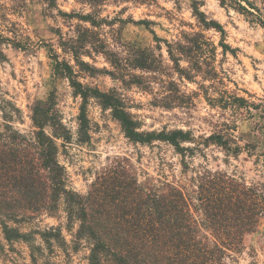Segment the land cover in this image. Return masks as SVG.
<instances>
[{
	"label": "rangeland",
	"instance_id": "1",
	"mask_svg": "<svg viewBox=\"0 0 264 264\" xmlns=\"http://www.w3.org/2000/svg\"><path fill=\"white\" fill-rule=\"evenodd\" d=\"M247 1L255 9L248 10L264 21V0ZM225 4L218 0H0V108L13 117L6 123L0 111V155L10 148L7 136L13 131L30 136L36 130L32 110L52 96V110L70 135L68 142L56 140L57 160L66 171L68 186L81 195L117 164L140 183L182 189L194 208L197 181L206 173L264 190V28ZM202 21L220 25L233 54L222 52L221 34L205 28ZM199 36L215 48L210 61L217 81L203 79L195 71L199 59L195 53L175 54L189 80L178 75L168 56L167 45L191 47ZM63 43L81 47L76 60ZM48 49L70 66L73 79L83 88L115 93L141 132H188L194 142L183 146L195 151L182 157L163 142H131L110 111L94 98L86 101L88 138H81L78 116L83 100L68 78L53 75ZM132 51L154 56L156 69L128 68L123 80L113 77L118 71L107 54L124 59ZM175 96L183 99L173 102ZM221 99L231 104L223 108L217 102ZM213 134L229 139V148L205 143ZM57 224L41 216L29 224L9 226L28 233ZM73 228L70 233L63 230L68 242ZM79 245L76 252L55 249L50 262L87 264L88 244L81 240ZM225 263L264 264V217L254 232L244 236L241 251L231 253ZM0 264H31L26 245L7 242L1 225Z\"/></svg>",
	"mask_w": 264,
	"mask_h": 264
},
{
	"label": "trees",
	"instance_id": "2",
	"mask_svg": "<svg viewBox=\"0 0 264 264\" xmlns=\"http://www.w3.org/2000/svg\"><path fill=\"white\" fill-rule=\"evenodd\" d=\"M218 1L222 5L228 2L250 22L264 28V21L248 10L254 8L247 0ZM202 24L205 28L218 30L222 52L233 54V49L224 42V31L220 25L213 21H202ZM2 40L0 34V42ZM62 46L76 60L81 47H69L67 43ZM167 47L168 56L181 78L189 80L190 75L180 68V59L175 54L185 51L195 53L196 58L199 56L194 63L195 71L202 73L203 79H219L210 61L215 48L203 37L199 36L191 47H182L181 44ZM101 50H104V45ZM48 53L54 61L53 75L68 78L74 92L83 100L78 116L81 138H88L86 101L94 98L103 109L110 111L131 142H163L182 157L186 152L192 154L195 151L183 146L194 142L188 132H141L139 123L127 112L115 93L83 88L73 79L70 66L60 63L52 49H48ZM107 56L118 71V75L112 76L121 80L128 73V68L154 71L157 65L154 56L142 51H132L124 59L114 53ZM169 85L177 92L174 83ZM182 99L175 96L173 102L179 103ZM217 102L223 108L231 104L223 99ZM0 111L6 123L12 121L10 111L5 112L2 108ZM32 123L36 130L30 136L11 131L7 136L10 148L0 155L2 233L7 242L26 245L31 264H55L49 260L55 249L63 253H67L68 249L76 252L81 240L86 241L89 247L87 264H226L225 260L230 259L231 253L241 251L244 236L254 232L259 220L264 217L262 188L247 187L218 173H206L197 181L196 208L190 205L182 189L169 184L148 186L140 183L121 164L106 169L93 181L89 191L81 195L68 186L66 171L57 160L56 140L68 142L70 135L52 110V96L46 103L33 108ZM228 141L218 134L205 139V143L224 149L229 148ZM14 145L19 148L12 149ZM41 216L52 218L58 224L28 233L9 226V223L29 224ZM62 219L64 222H61ZM73 227L76 228L68 242L63 230L70 233Z\"/></svg>",
	"mask_w": 264,
	"mask_h": 264
}]
</instances>
